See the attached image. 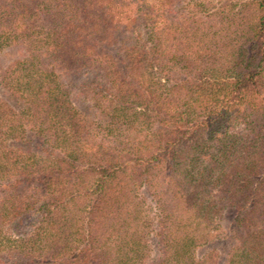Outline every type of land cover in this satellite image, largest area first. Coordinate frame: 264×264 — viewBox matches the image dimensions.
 Wrapping results in <instances>:
<instances>
[{
  "label": "trees",
  "instance_id": "obj_1",
  "mask_svg": "<svg viewBox=\"0 0 264 264\" xmlns=\"http://www.w3.org/2000/svg\"><path fill=\"white\" fill-rule=\"evenodd\" d=\"M0 264H264V0H0Z\"/></svg>",
  "mask_w": 264,
  "mask_h": 264
}]
</instances>
